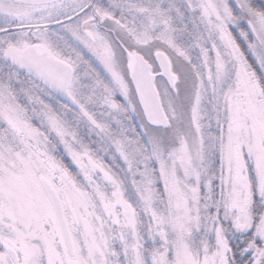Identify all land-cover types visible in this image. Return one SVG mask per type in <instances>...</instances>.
<instances>
[{"label":"snow or ice","instance_id":"1","mask_svg":"<svg viewBox=\"0 0 264 264\" xmlns=\"http://www.w3.org/2000/svg\"><path fill=\"white\" fill-rule=\"evenodd\" d=\"M0 264H264V0H0Z\"/></svg>","mask_w":264,"mask_h":264}]
</instances>
